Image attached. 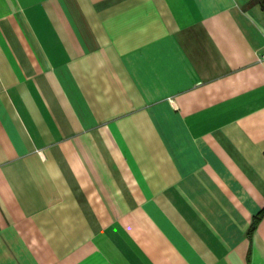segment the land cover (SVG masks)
I'll list each match as a JSON object with an SVG mask.
<instances>
[{"label":"crops","instance_id":"obj_1","mask_svg":"<svg viewBox=\"0 0 264 264\" xmlns=\"http://www.w3.org/2000/svg\"><path fill=\"white\" fill-rule=\"evenodd\" d=\"M264 0H0V264H264Z\"/></svg>","mask_w":264,"mask_h":264},{"label":"built area","instance_id":"obj_2","mask_svg":"<svg viewBox=\"0 0 264 264\" xmlns=\"http://www.w3.org/2000/svg\"><path fill=\"white\" fill-rule=\"evenodd\" d=\"M258 58H259V60H261V61L264 60V46H263V48L259 51V53H258Z\"/></svg>","mask_w":264,"mask_h":264},{"label":"trees","instance_id":"obj_3","mask_svg":"<svg viewBox=\"0 0 264 264\" xmlns=\"http://www.w3.org/2000/svg\"><path fill=\"white\" fill-rule=\"evenodd\" d=\"M263 8H264V3L262 4Z\"/></svg>","mask_w":264,"mask_h":264}]
</instances>
